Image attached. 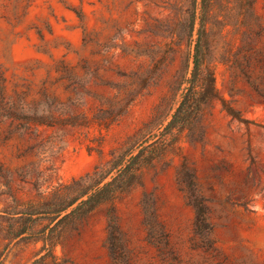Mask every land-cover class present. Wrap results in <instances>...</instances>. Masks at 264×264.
I'll return each mask as SVG.
<instances>
[{
	"label": "rangeland",
	"instance_id": "374dc122",
	"mask_svg": "<svg viewBox=\"0 0 264 264\" xmlns=\"http://www.w3.org/2000/svg\"><path fill=\"white\" fill-rule=\"evenodd\" d=\"M200 3L0 0V264H264V0H211L167 128Z\"/></svg>",
	"mask_w": 264,
	"mask_h": 264
},
{
	"label": "trees",
	"instance_id": "16d2710c",
	"mask_svg": "<svg viewBox=\"0 0 264 264\" xmlns=\"http://www.w3.org/2000/svg\"><path fill=\"white\" fill-rule=\"evenodd\" d=\"M201 10H202V22L201 26L198 29V39L194 47L193 54V69L191 71V76L187 80V88L184 90L182 95V101L180 102L176 112L173 114L172 120L168 123L167 128L179 126L180 128L189 120L193 110L197 105H199L201 99H204L206 95L202 98L197 96V88L200 85L204 74V65H205V41H206V19L211 10V0H201ZM212 78V77H211ZM195 105V106H194ZM136 157L132 158L134 160L133 165H136ZM113 185L112 182L104 184L101 188H98L93 194L89 195L86 200L81 201L78 206L74 209L89 206L92 204H100L106 200H109L113 197L114 189L111 188ZM86 195V193L84 194ZM200 224L204 223L203 212L200 210L199 213ZM199 223V221H198ZM201 227V226H198Z\"/></svg>",
	"mask_w": 264,
	"mask_h": 264
}]
</instances>
